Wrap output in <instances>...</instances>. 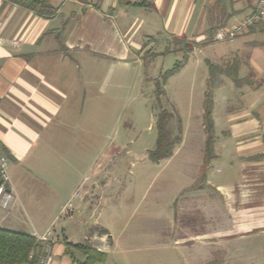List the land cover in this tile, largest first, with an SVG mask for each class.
Segmentation results:
<instances>
[{
	"label": "crops",
	"instance_id": "1",
	"mask_svg": "<svg viewBox=\"0 0 264 264\" xmlns=\"http://www.w3.org/2000/svg\"><path fill=\"white\" fill-rule=\"evenodd\" d=\"M45 1L54 10L50 17L0 0V156L7 158L12 174L25 176L41 157L61 155V142L73 140L81 116H89L91 101L106 88L98 80V69L101 73L107 69V74L117 64L145 68L144 53H160L153 51L155 39L185 37L196 42L186 64L205 63L206 71L207 60L222 68L231 64L239 83L221 75L222 82L213 91L214 157L204 168L202 183L183 197L197 196L205 208L215 200L217 222L210 234L214 241H209L214 248H240L252 239L264 243V22L228 41L215 42L208 33L249 13L256 0ZM194 11L199 29L195 23L187 28ZM173 50L175 56L182 55ZM158 57L146 67H154ZM10 186L14 191L11 179ZM14 197L8 210L0 207V228L47 236L52 242L51 264H70L64 240L80 242L65 229L41 231L26 213H19ZM85 197L77 209L80 218ZM225 217L231 220V229L225 230ZM12 225L18 230L10 229ZM88 229L83 228V240L91 235ZM203 234L207 233L198 235ZM101 235L107 239L106 252L112 237ZM38 241L44 250L46 242ZM76 257L83 258L78 253ZM34 258L33 264H41V253L35 252ZM258 263L264 264V257Z\"/></svg>",
	"mask_w": 264,
	"mask_h": 264
},
{
	"label": "rangeland",
	"instance_id": "2",
	"mask_svg": "<svg viewBox=\"0 0 264 264\" xmlns=\"http://www.w3.org/2000/svg\"><path fill=\"white\" fill-rule=\"evenodd\" d=\"M195 18L194 11L187 28L195 23L199 29ZM206 38L202 40L209 41ZM155 40L153 51L167 52L157 58L154 67L117 64L107 74V69L102 73L98 69V80L106 88L91 101L89 116H81L73 140L61 142L60 156L41 157L25 176L8 169L12 194L17 197L14 204L41 231L46 227L57 232L65 229L80 243L103 245L93 237L102 236L99 230L104 228L111 243L106 260L96 264L258 263L264 257L263 242L252 239L240 248H214L209 241H214L210 234L217 222L215 200L205 208L199 197H183V193L195 192L194 184L202 183L206 170L201 168L205 139L201 111L209 71L205 63L201 67L185 64L166 79L158 95L154 79L182 55L171 53L179 46L172 35ZM152 61L147 58V65ZM161 109L173 114L171 131L180 141L169 157L154 162L148 158V150L156 143L155 121ZM84 194L88 207L84 205L80 218L77 209ZM72 212L74 218L68 220ZM25 222L28 224L27 218ZM222 223L225 230L231 229L230 219L225 217ZM84 227L92 235L83 240ZM202 233L207 234L200 237ZM46 238V246L52 247ZM206 240V245L200 243ZM104 243L107 245L106 237ZM46 251L45 247L42 258Z\"/></svg>",
	"mask_w": 264,
	"mask_h": 264
},
{
	"label": "trees",
	"instance_id": "3",
	"mask_svg": "<svg viewBox=\"0 0 264 264\" xmlns=\"http://www.w3.org/2000/svg\"><path fill=\"white\" fill-rule=\"evenodd\" d=\"M12 3H16L28 9L35 11L36 13L50 17L53 15L54 10L46 3L45 0H8ZM64 29L61 28L60 32ZM214 29L211 28L208 33L211 34ZM179 46L174 48L173 51H181V60H177L174 65L162 73L158 78L154 79L156 92L159 95L162 91V87L169 76L178 73L189 59V54L193 52L194 40H187L185 37L173 36ZM190 41V42H189ZM254 44H257L256 42ZM253 44V45H254ZM181 45V46H180ZM166 51V50H165ZM165 52H145V68L147 66V58H156ZM208 65V87L204 92V100L202 106V125L206 134L204 143V168L208 165L209 161L214 157V138H215V127L212 116L213 112V90L221 84V75H225L236 84L239 83L238 78L232 74L233 66H227L222 68L221 66L207 60ZM146 75V79L149 77ZM173 114L165 109H161L157 115L155 121V127L157 130V138L155 145L148 150V158L151 161L157 162L161 159L169 157L176 144L180 141L178 135H174L171 131L170 120ZM264 141V134H263ZM204 173L202 174V180ZM100 234H107L104 228L99 230ZM92 235V234H91ZM64 252L70 259V264H96L103 263L106 260V252L97 250L94 246L90 245L87 241L83 243L73 244L64 240ZM42 252V248L39 245L37 237L34 235L13 231L8 229L0 228V264H33L36 262L34 253ZM76 253L80 254L83 258L80 260L76 257Z\"/></svg>",
	"mask_w": 264,
	"mask_h": 264
},
{
	"label": "built area",
	"instance_id": "4",
	"mask_svg": "<svg viewBox=\"0 0 264 264\" xmlns=\"http://www.w3.org/2000/svg\"><path fill=\"white\" fill-rule=\"evenodd\" d=\"M264 22V0H256L252 10L244 16L237 19L234 23L220 27L214 30L212 39L216 42L228 41L236 36L242 34L249 27ZM12 188L10 186V177L8 173V160L5 156H0V207L2 209H9L15 197L12 194ZM93 238L100 240L102 244L94 246L97 250L103 251L102 247L105 248V237L94 235ZM40 241L45 242L46 236L37 238ZM47 251L45 256L41 260V264H51V247L46 246Z\"/></svg>",
	"mask_w": 264,
	"mask_h": 264
}]
</instances>
